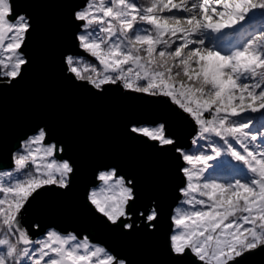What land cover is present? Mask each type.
<instances>
[{
  "label": "snow or ice",
  "instance_id": "1",
  "mask_svg": "<svg viewBox=\"0 0 264 264\" xmlns=\"http://www.w3.org/2000/svg\"><path fill=\"white\" fill-rule=\"evenodd\" d=\"M75 18L84 22L79 46L102 66L101 72L67 55L75 78L98 90L119 82L166 98L198 126L194 143H207L198 155L176 149L187 164L180 189L186 199L172 216L171 254H191L199 264H242L246 254L264 249V126L254 128L255 116L264 117V0H90ZM30 28V18L15 13L14 0H0V68L8 69L2 74L9 83L28 63L23 48ZM132 131L160 146L176 143L159 120ZM48 136L38 128L14 155L15 171L0 172V264H126L87 236L51 229L34 242L21 224L41 189L70 184L73 165L56 159L62 149L46 144ZM221 164L237 176L213 178L210 169ZM98 180L89 203L113 225L137 227L134 185L115 168L100 171ZM139 218L155 229L158 208Z\"/></svg>",
  "mask_w": 264,
  "mask_h": 264
},
{
  "label": "water",
  "instance_id": "2",
  "mask_svg": "<svg viewBox=\"0 0 264 264\" xmlns=\"http://www.w3.org/2000/svg\"><path fill=\"white\" fill-rule=\"evenodd\" d=\"M89 1L14 0L15 13L29 17L31 28L22 75L0 82V170L14 166V153L38 128L49 133L46 144L62 149L56 158L68 160L74 169L68 188L46 186L30 200L21 224L33 241L51 228L87 236L126 264H199L191 254L176 257L169 250L172 216L186 185L181 172L186 162L176 149L192 148L198 126L166 98L119 82L98 90L68 71L67 55L95 60L77 39L84 22L75 12ZM157 120L166 124L175 145L160 146L132 131ZM109 168L134 185L131 210L138 226L131 230L107 221L87 199L100 184L98 173ZM153 206L159 211L155 229L139 218ZM242 264H264V249L246 254Z\"/></svg>",
  "mask_w": 264,
  "mask_h": 264
},
{
  "label": "trees",
  "instance_id": "3",
  "mask_svg": "<svg viewBox=\"0 0 264 264\" xmlns=\"http://www.w3.org/2000/svg\"><path fill=\"white\" fill-rule=\"evenodd\" d=\"M90 2V1H89ZM260 24V18L257 17V20H256V26L258 27ZM84 60L88 63H90L92 66H94L96 69L98 68V66L100 65L98 60H91L87 57H83ZM4 72V69L0 68V82L1 81H7L9 80V78L5 75H3L2 73ZM84 75L85 76H89V75H92L94 76V73L92 72H84ZM262 126H264V117L260 116L259 114H257L255 116V119H254V128H261ZM198 134L195 136L194 138V141L196 140ZM193 141V146L191 149H187L185 151H188L189 154H199V151H207V143L206 142H203V141H200V142H196L194 143ZM203 143L204 144V147L201 149L200 148V144ZM23 149L22 147H20L18 150H16V152L14 153L15 154H18V153H22ZM57 159V158H56ZM187 166V164L185 165ZM33 166L31 164H29V169H31ZM3 171H15V165L10 168V169H7V170H0V172H3ZM210 174L212 177L216 178V179H219L221 180V182L223 181H226V180H229V179H232L233 177H236L237 176V173L236 171L234 170V168L229 165V164H221L213 169H210ZM239 178V177H237ZM186 198L183 196L180 203L178 205H181L182 201L185 200ZM21 247L23 246L22 244L20 245Z\"/></svg>",
  "mask_w": 264,
  "mask_h": 264
},
{
  "label": "rangeland",
  "instance_id": "4",
  "mask_svg": "<svg viewBox=\"0 0 264 264\" xmlns=\"http://www.w3.org/2000/svg\"><path fill=\"white\" fill-rule=\"evenodd\" d=\"M140 2L141 3H145L146 2V0H140ZM7 42L8 41H6V43H5V46H6V44H7ZM95 60H96V58H95ZM8 69H4V71H7ZM97 70L98 71H101L102 72V66L101 65H99L98 66V68H97ZM58 160V159H57ZM214 178V177H213ZM186 186V185H185ZM52 229V228H51ZM51 229H49V230H51ZM71 233V232H70ZM3 237V233L2 232H0V238H2ZM42 238H44V235L43 236H41V237H39L38 239H36L35 241H38V240H40V239H42ZM34 241V242H35ZM13 242H15V240H13ZM93 245H99V246H101L100 244H97V243H93V242H91ZM35 246V243L33 244V245H30L29 247L31 248V247H34ZM21 247V246H20ZM23 247V246H22ZM103 247V246H102Z\"/></svg>",
  "mask_w": 264,
  "mask_h": 264
},
{
  "label": "flooded vegetation",
  "instance_id": "5",
  "mask_svg": "<svg viewBox=\"0 0 264 264\" xmlns=\"http://www.w3.org/2000/svg\"><path fill=\"white\" fill-rule=\"evenodd\" d=\"M72 233V232H71Z\"/></svg>",
  "mask_w": 264,
  "mask_h": 264
}]
</instances>
